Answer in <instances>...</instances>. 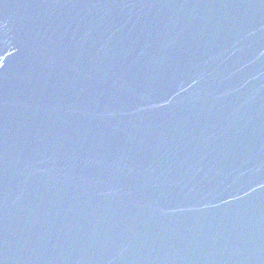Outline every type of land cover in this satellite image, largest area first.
I'll return each instance as SVG.
<instances>
[{
    "label": "water",
    "instance_id": "obj_1",
    "mask_svg": "<svg viewBox=\"0 0 264 264\" xmlns=\"http://www.w3.org/2000/svg\"><path fill=\"white\" fill-rule=\"evenodd\" d=\"M0 264H264V0H0Z\"/></svg>",
    "mask_w": 264,
    "mask_h": 264
}]
</instances>
